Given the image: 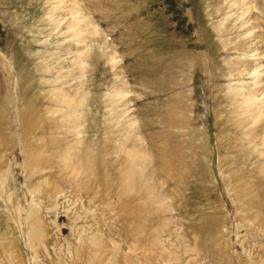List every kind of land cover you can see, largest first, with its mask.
<instances>
[{"label":"rangeland","instance_id":"374dc122","mask_svg":"<svg viewBox=\"0 0 264 264\" xmlns=\"http://www.w3.org/2000/svg\"><path fill=\"white\" fill-rule=\"evenodd\" d=\"M235 1L0 0V264H264V0Z\"/></svg>","mask_w":264,"mask_h":264},{"label":"bare ground","instance_id":"6f19581e","mask_svg":"<svg viewBox=\"0 0 264 264\" xmlns=\"http://www.w3.org/2000/svg\"><path fill=\"white\" fill-rule=\"evenodd\" d=\"M252 2H256L255 0L253 1V0H251V2L250 3H252ZM244 3H245V1H244ZM75 4H76V2H75ZM249 3H245V5L247 6ZM233 5H235V7H238V9L240 8H242V7H240V6H243L244 4H242V2H240V1H238V0H236L235 2H234V4ZM249 6V5H248ZM247 6V9L243 12L244 14H247L249 11H251V10H253V6L251 5V6H249L248 7ZM256 7V6H255ZM243 9H245V7H243ZM243 9H241V10H243ZM79 10V9H78ZM243 15V14H242ZM245 19V18H244ZM247 21H248V19H247ZM245 22H246V20H245ZM249 22V21H248ZM256 27V26H255ZM251 30V29H250ZM253 42V41H252ZM254 49V48H253ZM257 56H258V54H257ZM259 67H261L262 68V65L260 64L259 65ZM257 71V68L255 69V72ZM261 89V88H260ZM256 90V89H255ZM254 90V91H255ZM259 90V89H258ZM257 90V91H258ZM262 90V93H264V90L263 89H261ZM253 91V92H254ZM256 92V91H255ZM260 91H258V93H259ZM257 94V92L255 93V95ZM259 95V94H258ZM258 95H256L257 96V98H260ZM252 97V96H251ZM261 97H263V96H261ZM257 98H255L256 100H257ZM252 99H254V98H252ZM263 99V98H262ZM255 100V101H256ZM252 101H254V100H252ZM257 103V102H256ZM264 103V102H263ZM263 106H264V104H263ZM263 106H260L259 107V109L262 107L263 108ZM260 112V111H259ZM264 112V111H263ZM262 112V113H263ZM260 114V113H259Z\"/></svg>","mask_w":264,"mask_h":264}]
</instances>
